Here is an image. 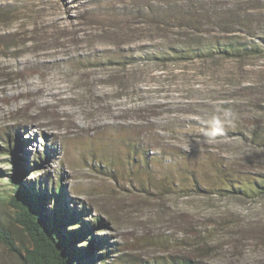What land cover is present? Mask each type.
I'll return each mask as SVG.
<instances>
[{"label":"rangeland","instance_id":"1","mask_svg":"<svg viewBox=\"0 0 264 264\" xmlns=\"http://www.w3.org/2000/svg\"><path fill=\"white\" fill-rule=\"evenodd\" d=\"M232 35L261 43L264 0H0V215L11 176L36 165L25 182L47 181L51 208L60 183L63 205L102 220L105 263L264 264V193L182 192L100 163L134 139L263 177L264 51H203ZM0 264H20L1 243Z\"/></svg>","mask_w":264,"mask_h":264},{"label":"trees","instance_id":"2","mask_svg":"<svg viewBox=\"0 0 264 264\" xmlns=\"http://www.w3.org/2000/svg\"><path fill=\"white\" fill-rule=\"evenodd\" d=\"M244 24L249 17L233 15ZM188 22H195L190 19ZM236 35L214 40L203 47L208 54L219 51L229 56H247L264 51L261 43L238 39ZM129 149L119 158L101 159L100 163L114 174L132 171L162 175L173 188L182 192H217L221 195L240 193L254 197L264 193V175L253 174L227 166L213 156L199 157L180 148L158 150L143 142L129 140ZM152 150V151H151ZM170 160V170L157 174L162 163ZM36 165L21 167L11 176L13 187L8 196L1 197L8 208L7 216L0 215V243L14 255L20 264H124L120 258L105 263L111 257L109 239L97 236L95 229L101 223L85 220L84 207L80 210L63 205L68 202L61 184L52 187L57 195V207L49 205V192L41 190L47 181L40 180L39 191L25 182L26 172ZM157 171V172H156ZM171 186V187H172ZM144 264H209L192 254L172 255Z\"/></svg>","mask_w":264,"mask_h":264},{"label":"clouds","instance_id":"3","mask_svg":"<svg viewBox=\"0 0 264 264\" xmlns=\"http://www.w3.org/2000/svg\"><path fill=\"white\" fill-rule=\"evenodd\" d=\"M214 131H219V129H214Z\"/></svg>","mask_w":264,"mask_h":264}]
</instances>
